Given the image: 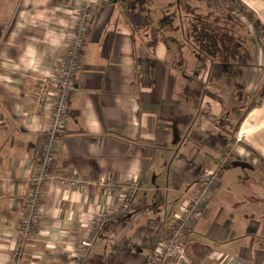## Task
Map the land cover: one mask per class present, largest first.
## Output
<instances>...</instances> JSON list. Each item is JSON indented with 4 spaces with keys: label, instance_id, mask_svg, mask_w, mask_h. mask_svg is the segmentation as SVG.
<instances>
[{
    "label": "crops",
    "instance_id": "crops-1",
    "mask_svg": "<svg viewBox=\"0 0 264 264\" xmlns=\"http://www.w3.org/2000/svg\"><path fill=\"white\" fill-rule=\"evenodd\" d=\"M82 1L0 0V264H70L91 219L120 201L99 185L48 182L38 231L22 244L19 223L49 122L35 97L66 51ZM92 1L52 169L93 182L130 177L146 188L109 221L86 264H149L202 169L218 166L230 145L235 154L188 234L187 255L190 264H222L221 255L232 259L225 264H264V94L257 103L251 92L264 66V0H239L253 2L261 22L247 67L241 55L226 64L196 53L179 15L167 19L179 3L185 19L206 16V0Z\"/></svg>",
    "mask_w": 264,
    "mask_h": 264
},
{
    "label": "built area",
    "instance_id": "built-area-1",
    "mask_svg": "<svg viewBox=\"0 0 264 264\" xmlns=\"http://www.w3.org/2000/svg\"><path fill=\"white\" fill-rule=\"evenodd\" d=\"M102 1L110 2V0ZM93 9L92 0H83L79 4L73 21L67 29L66 51L57 59L51 71L41 79V90L35 97V102L48 112L49 122L43 128L39 159L30 177V191L23 217L19 223L22 244H26L38 231L48 182L58 186L77 188L81 191L87 190L92 185H99L105 192L118 193L120 201L115 209H103L91 219L89 233L81 240L70 264H86L98 236L109 221L129 212L136 196L146 188L145 184L130 177L120 179L108 176L93 182L88 178L79 179L75 174L52 169L60 140L67 127V117L74 89L73 81L93 21ZM232 152L233 147L230 145L225 151V157L220 159L221 165L202 169L199 174V186L193 195L186 197L169 223L165 237L156 244L149 264H190L186 254L188 234L197 219L202 216L210 197L217 190L222 179L223 165ZM220 259L222 264L232 261L226 255H221Z\"/></svg>",
    "mask_w": 264,
    "mask_h": 264
},
{
    "label": "trees",
    "instance_id": "trees-1",
    "mask_svg": "<svg viewBox=\"0 0 264 264\" xmlns=\"http://www.w3.org/2000/svg\"><path fill=\"white\" fill-rule=\"evenodd\" d=\"M187 5L179 3L177 4V8H174L173 13L171 15H168L167 19L170 20L177 15H179L180 23H182L183 27H187V37L185 35V39L187 41H190L193 45L194 50L196 53L199 54H205L207 57H212L214 60H220L223 63H231L233 60H235L240 55V40H237V31L234 32L229 27H223L219 22L217 23L218 17H214V21H211L210 18L211 14H207L206 16L202 15H196V11H194V16L190 18V16H187L188 18L185 19L183 13V8L185 9ZM183 18V19H182ZM167 19L164 20L165 23L169 24V20L167 22ZM259 25L257 22L256 25ZM240 44V45H239ZM239 45V46H238ZM264 94V87L260 92V96ZM233 155L231 154L227 160L225 161L222 169V176L224 172L225 165L228 163L230 158ZM219 159V165L220 164ZM105 229V228H104ZM103 232V231H102ZM101 232V233H102ZM100 233V234H101ZM100 236V235H99ZM98 236V237H99ZM94 247V246H93ZM186 254H187V247H186ZM188 257V255H187ZM189 259V258H188Z\"/></svg>",
    "mask_w": 264,
    "mask_h": 264
},
{
    "label": "rangeland",
    "instance_id": "rangeland-1",
    "mask_svg": "<svg viewBox=\"0 0 264 264\" xmlns=\"http://www.w3.org/2000/svg\"><path fill=\"white\" fill-rule=\"evenodd\" d=\"M254 6L255 5L253 4V2L252 3L249 2L248 5H245L239 0H206V5L204 7V11L207 14L208 13L211 14V17H212L210 18L211 21H214L215 19L213 18L214 17L216 18L217 16L218 17L217 23L219 22V24H221L223 27L225 26L229 27L234 32L237 31V36H238L237 40H240V44H241L240 49H244L242 51L243 54H240L241 55L240 58L242 57V60H243L242 64H245L246 67L248 65H251V60L253 59V56L255 55V53H253L251 50H248V49L250 47L252 40H254V38H256L255 36L258 35L257 34L258 30L260 31L261 29L258 24H257L258 27L256 25L257 22L260 23L261 25V22L258 19V16L260 15L257 12L254 14V12L250 9V7H254ZM261 53H262V56H260V59L263 60V64H264V52L262 51ZM212 57L213 55L210 58ZM219 61L220 60H216V62L218 63ZM247 70H250V69H247ZM256 72L258 76L254 75V77L256 78V84L258 86L255 90L252 89L251 92L253 93V96H254V102L258 103L261 100L260 92L264 87V66L261 69L257 68ZM213 90L214 89H212L211 91ZM232 144L234 145V143ZM227 147L228 146H226V150L225 149L221 150V153L219 154V157H218L219 159H223V157H225V151H227ZM234 154H235V149L232 152V155ZM206 167L212 168V166H206ZM169 223L167 224V228H168ZM103 233L104 232H102L100 236ZM100 236L97 239H99ZM164 237L165 235L163 236V238ZM163 238L159 240L158 242H161ZM155 246H154V250H155Z\"/></svg>",
    "mask_w": 264,
    "mask_h": 264
}]
</instances>
